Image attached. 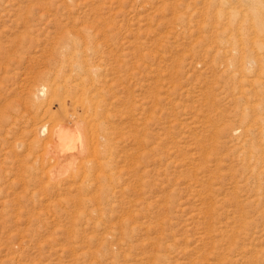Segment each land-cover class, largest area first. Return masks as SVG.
Here are the masks:
<instances>
[{
  "label": "rangeland",
  "instance_id": "obj_1",
  "mask_svg": "<svg viewBox=\"0 0 264 264\" xmlns=\"http://www.w3.org/2000/svg\"><path fill=\"white\" fill-rule=\"evenodd\" d=\"M240 1L0 0V264H264V78L241 68L251 43L231 52L255 23ZM80 78L98 116L65 93ZM50 84L63 106L34 98ZM46 110L85 119L99 157L57 165Z\"/></svg>",
  "mask_w": 264,
  "mask_h": 264
},
{
  "label": "bare ground",
  "instance_id": "obj_2",
  "mask_svg": "<svg viewBox=\"0 0 264 264\" xmlns=\"http://www.w3.org/2000/svg\"><path fill=\"white\" fill-rule=\"evenodd\" d=\"M250 1V6L251 8H249V10H251V15L253 16V20L255 21V23H251V24H248V21L246 19H243V24H242V27H239L241 28L242 30H245V29H251V34L250 36L251 39H247L246 37L243 36V34H240L242 35L243 37L239 38L237 41H232V43L236 42L238 43L239 42V50L242 51V47L241 46H244L246 45L247 43H251L249 45L252 46V51L249 52V54L251 53V55L249 56V54L247 55V57H244L245 58V61L242 60V63H241V68L243 69H246V68H250L249 66L251 65H254L255 67H257V69H259L258 71L261 72V75L260 77L261 78H264V0H249ZM244 0H241L240 3H243ZM245 4V3H244ZM247 6H249L248 4H245ZM240 8H242V4L239 5ZM244 7V5H243ZM258 10V11H257ZM247 11L248 9L246 10H242V9H239L238 11V14L237 16L240 14L242 17H250L247 15ZM232 12H235L236 11H232ZM241 24V23H240ZM238 25V24H237ZM238 27V26H237ZM230 32V31H229ZM245 32H248V31H245ZM245 35V34H244ZM233 36V35H232ZM224 41V40H223ZM220 42V41H219ZM231 42V41H230ZM231 43V44H232ZM233 47L231 49V52H235L236 49H237V45L234 43L232 44ZM247 46V45H246ZM235 47V48H234ZM247 48V47H246ZM238 50V51H239ZM246 51V49H245ZM244 51V52H245ZM233 56V55H232ZM241 56V55H240ZM234 59V58H233ZM236 60V59H235ZM232 62V61H231ZM238 62V61H237ZM240 62V61H239ZM233 63V62H232ZM223 65V64H222ZM253 68V67H252ZM93 73V72H92ZM90 74V73H89ZM88 73L86 75H89ZM85 76V75H84ZM92 77V76H91ZM86 78V77H85ZM89 78V77H87ZM74 79V78H73ZM72 79V80H73ZM77 79V78H76ZM99 79V78H98ZM81 80V78H80ZM91 80H94V79H91ZM77 81V80H76ZM83 81H89V80H86V79H82L80 81V83L78 84L77 82H75L76 84H68L69 85V89L70 91H67L65 92L66 94H68V96H71L70 98H72V96H75L74 99H72V101L74 100V102H77L80 104V106L83 108H86L89 110V113H92L91 111H94L93 114H95V116L97 115V107L95 104L94 101L92 102L91 101V98H88L89 96V93H92L91 91L89 92L88 88L86 89L85 88V85L83 83ZM96 81V80H95ZM257 81V80H256ZM79 82V81H78ZM97 82V81H96ZM95 82V83H96ZM99 82V81H98ZM65 83V82H64ZM63 83V84H64ZM70 83H74V82H70ZM101 83V82H100ZM62 84V85H63ZM91 82L88 84L90 85ZM65 85V84H64ZM86 85V87L88 86ZM94 85V84H93ZM100 85V84H99ZM98 85V86H99ZM60 86V85H59ZM97 87V86H96ZM126 88V87H125ZM263 88V87H262ZM128 89V88H127ZM91 90V89H90ZM74 91V92H73ZM97 92V91H96ZM63 93V92H61ZM74 93V94H73ZM102 92H100L101 94ZM242 93V91H241ZM97 94V93H96ZM65 95V94H64ZM149 96V95H148ZM100 97V96H99ZM153 97V96H152ZM34 98L36 100H38V102L41 100V103L42 101L43 102H52V101H57L61 106L62 103H64L62 101V96L60 94V87H57V84H50V85H45V86H40L38 88L35 89V92H34ZM67 98V97H66ZM69 98V99H70ZM76 98V100H75ZM94 98V97H93ZM99 99V98H98ZM94 100V99H93ZM127 100V99H125ZM95 101L98 102V100L95 99ZM104 101V100H103ZM154 101V100H153ZM35 102V101H34ZM76 103V104H77ZM94 103V104H93ZM35 104V103H34ZM125 104V103H124ZM40 105V104H39ZM75 105V104H74ZM152 105V103H151ZM154 105V104H153ZM263 105V104H262ZM141 107V106H140ZM146 107V106H145ZM149 107V106H148ZM38 108V107H37ZM41 108V107H40ZM100 108V106H99ZM257 107H255V110H256ZM152 109V108H151ZM82 110H85V109H82ZM102 110V107L101 109ZM98 110V111H100ZM147 111V110H145ZM46 112L48 113V122L45 123L44 125H42L41 127H37V131L39 133H44L45 131L48 133V138H49V141H51V145L49 143L48 146H52L51 149H50V152L48 154H50L51 158L57 163V165H62V167H64L63 165H65V167H67V164H74V163H79L80 162V165H86V163H90V161H84L83 163V160L85 158H91L89 156H92L94 158H97L99 156L96 157V155L98 154L97 152V149L96 148H93L94 144H92V140L94 138H92V134L96 133H92L90 134L91 130L87 129V124L84 122L85 119H80V118H76L74 114H68V113H64V122L65 124L61 123L58 121V119H55L54 117H52L49 112L46 110ZM102 112V111H101ZM45 113V112H44ZM88 113V112H87ZM98 114L100 115V113L98 112ZM132 114V113H131ZM148 114V113H147ZM45 115V114H44ZM146 115V114H145ZM93 116V117H95ZM98 116V115H97ZM150 117V116H149ZM98 119V118H97ZM150 119V118H149ZM245 119V117H244ZM260 119V118H259ZM257 119V120H259ZM256 120V119H255ZM98 121V120H97ZM242 121V120H240ZM245 121V120H244ZM251 121V120H250ZM264 121V120H262ZM99 123V122H98ZM97 122L95 123V125L98 124ZM213 123V122H212ZM260 124V123H259ZM264 124V123H263ZM136 125V124H135ZM215 125V124H214ZM90 126V125H89ZM93 126V125H92ZM102 127V126H101ZM120 127V126H119ZM122 127V126H121ZM94 128V127H93ZM262 128V127H261ZM99 129V128H98ZM245 129V128H244ZM255 129V128H254ZM87 130H89V132H87ZM103 130V129H102ZM260 130H263V129H260ZM94 131H96L94 129ZM141 131V129H140ZM69 132V133H67ZM118 132V131H117ZM255 132V131H253ZM33 133V132H32ZM98 133V132H97ZM256 133V132H255ZM259 133L263 136L264 135V131H259ZM101 134V133H100ZM99 134V135H100ZM143 134V133H142ZM248 134V133H247ZM259 134V135H260ZM104 135V134H103ZM122 135V134H121ZM253 135V133H252ZM258 135V136H259ZM100 137V136H99ZM102 137V136H101ZM105 137H108V136H105ZM147 137V136H146ZM246 137V136H245ZM110 138V137H109ZM145 138V136H144ZM151 139V138H149ZM255 139V138H254ZM257 139V138H256ZM255 139V140H256ZM262 139V138H260ZM95 140V139H94ZM93 140V141H94ZM97 140H98V137H97ZM107 141V139H105ZM139 140V139H138ZM250 140V139H249ZM100 141V140H99ZM143 141V140H142ZM98 142V141H97ZM112 142V141H111ZM110 142V143H111ZM137 142V141H136ZM153 142V141H152ZM46 143V142H45ZM43 143V144H45ZM138 143V142H137ZM148 143V142H147ZM39 144V143H37ZM144 145V144H143ZM151 145V144H150ZM40 146V145H39ZM37 146V147H39ZM96 146V145H95ZM106 146V145H105ZM47 147V146H46ZM97 147V146H96ZM100 147V146H99ZM104 147V145H103ZM107 147H110L109 144ZM113 147V146H112ZM151 147V146H150ZM45 148V147H44ZM50 148V147H49ZM106 148V147H105ZM145 149V148H144ZM148 149V148H147ZM260 150H252L253 153L257 154V152H259ZM47 152V151H45ZM103 152V150L101 151V153ZM206 152V151H205ZM264 152L263 150H261V153ZM106 154V153H105ZM104 154V155H105ZM260 154V153H258ZM126 155V154H125ZM131 155V154H130ZM140 155V154H138ZM210 156V155H209ZM45 157V156H44ZM110 157V156H109ZM138 157V156H137ZM51 158H48V159H51ZM107 158V157H106ZM127 158V157H126ZM51 159V160H52ZM96 159H94L93 161L95 162ZM92 161V162H93ZM98 161V160H96ZM86 162V163H85ZM263 162V161H262ZM55 163V165H56ZM99 163H97L98 165ZM52 165H53V162H52ZM128 165V164H127ZM54 166V165H53ZM69 166V165H68ZM99 166H101L99 164ZM98 166V167H99ZM59 167V166H58ZM57 167V168H58ZM64 167V168H65ZM75 167V166H74ZM102 167V166H101ZM54 168V167H53ZM81 168V167H79ZM78 166L75 167V169H79ZM84 168V166H83ZM89 168V167H87ZM257 168V167H256ZM86 169V168H85ZM85 169H84V172H85ZM102 169V168H101ZM47 170V169H46ZM50 170V169H49ZM63 170V169H62ZM60 168H58V170L56 171V176H60V174H64V172H61L62 171ZM72 170V168H71ZM80 170V169H79ZM254 171V170H253ZM73 172V171H71ZM83 172V170H82ZM78 173V172H77ZM75 174V173H74ZM84 174V173H83ZM151 175V174H150ZM71 176V175H70ZM93 176V175H92ZM142 176V175H141ZM80 177V176H79ZM76 178V177H75ZM95 178V177H94ZM143 178V177H142ZM74 179V178H73ZM136 179V178H135ZM137 180V179H136ZM141 181V180H140ZM139 185V183H137ZM141 185V184H140ZM122 197V196H121Z\"/></svg>",
  "mask_w": 264,
  "mask_h": 264
}]
</instances>
